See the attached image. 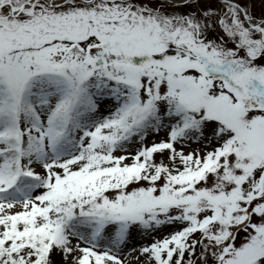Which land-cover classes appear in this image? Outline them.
Wrapping results in <instances>:
<instances>
[{
    "label": "snow or ice",
    "instance_id": "6c2138e0",
    "mask_svg": "<svg viewBox=\"0 0 264 264\" xmlns=\"http://www.w3.org/2000/svg\"><path fill=\"white\" fill-rule=\"evenodd\" d=\"M0 264H264V0H0Z\"/></svg>",
    "mask_w": 264,
    "mask_h": 264
}]
</instances>
